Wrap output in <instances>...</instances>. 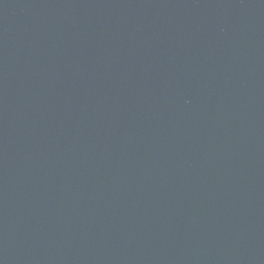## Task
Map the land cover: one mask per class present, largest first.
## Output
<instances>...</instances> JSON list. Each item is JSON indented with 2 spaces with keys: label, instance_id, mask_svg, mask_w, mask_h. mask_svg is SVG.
<instances>
[{
  "label": "water",
  "instance_id": "1",
  "mask_svg": "<svg viewBox=\"0 0 264 264\" xmlns=\"http://www.w3.org/2000/svg\"><path fill=\"white\" fill-rule=\"evenodd\" d=\"M0 264H264V0H0Z\"/></svg>",
  "mask_w": 264,
  "mask_h": 264
}]
</instances>
